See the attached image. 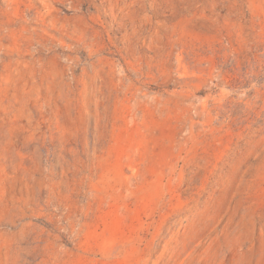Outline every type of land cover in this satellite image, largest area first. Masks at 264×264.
Returning <instances> with one entry per match:
<instances>
[{
    "label": "rangeland",
    "instance_id": "rangeland-1",
    "mask_svg": "<svg viewBox=\"0 0 264 264\" xmlns=\"http://www.w3.org/2000/svg\"><path fill=\"white\" fill-rule=\"evenodd\" d=\"M0 264H264V0H0Z\"/></svg>",
    "mask_w": 264,
    "mask_h": 264
}]
</instances>
